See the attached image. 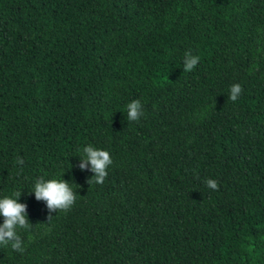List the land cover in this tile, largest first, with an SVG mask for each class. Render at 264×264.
<instances>
[{
  "label": "trees",
  "instance_id": "16d2710c",
  "mask_svg": "<svg viewBox=\"0 0 264 264\" xmlns=\"http://www.w3.org/2000/svg\"><path fill=\"white\" fill-rule=\"evenodd\" d=\"M41 178L73 206L37 201ZM17 191L31 227L0 264H264V0H0V198Z\"/></svg>",
  "mask_w": 264,
  "mask_h": 264
},
{
  "label": "clouds",
  "instance_id": "9594fccd",
  "mask_svg": "<svg viewBox=\"0 0 264 264\" xmlns=\"http://www.w3.org/2000/svg\"><path fill=\"white\" fill-rule=\"evenodd\" d=\"M199 56H193L190 52L185 53L184 57V72H191L199 62ZM242 92L239 84H234L230 87L229 99L236 101ZM142 105L140 101H132L127 105V120L136 121L142 115ZM79 167L83 170L90 163L91 171L95 176L89 179V184H103L107 176V168L113 163L110 153L106 150L97 149L89 145L83 149ZM17 164L22 165L23 159L17 158ZM208 188L218 190V184L213 179L206 181ZM34 192L37 201H46L49 210L67 211L69 210L76 199L69 182L63 179L44 180L43 178L36 180ZM21 191L14 193V198L5 196L0 198V216H2L3 224L0 225V245L8 246L18 252H23L22 240L17 233V229H29L31 224L28 222L26 215L27 205L19 203ZM51 216H49L50 218Z\"/></svg>",
  "mask_w": 264,
  "mask_h": 264
}]
</instances>
